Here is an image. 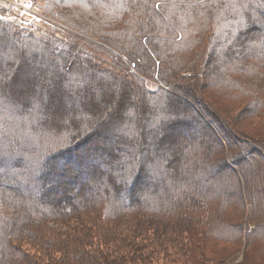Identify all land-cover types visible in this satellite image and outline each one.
I'll use <instances>...</instances> for the list:
<instances>
[{"label":"trees","instance_id":"16d2710c","mask_svg":"<svg viewBox=\"0 0 264 264\" xmlns=\"http://www.w3.org/2000/svg\"><path fill=\"white\" fill-rule=\"evenodd\" d=\"M33 1L51 23L28 28L0 1L19 62H0V264H226L245 196L255 260L242 264H264V154L201 84L235 69L264 125V0Z\"/></svg>","mask_w":264,"mask_h":264},{"label":"rangeland","instance_id":"374dc122","mask_svg":"<svg viewBox=\"0 0 264 264\" xmlns=\"http://www.w3.org/2000/svg\"><path fill=\"white\" fill-rule=\"evenodd\" d=\"M2 1V0H1ZM7 0H3L2 2H6ZM7 3V2H6ZM12 4V5H11ZM31 4V7H28V5ZM12 7L13 11L16 13V16H19L23 20H25L24 24H26V27L31 28L29 21L33 22H42L45 23V21H48L49 19H41L39 16V8L38 5H34L33 0H11L10 4H8ZM74 11L70 12L72 15L76 14L77 10H84L80 8L79 6L74 4V7H72ZM85 12H88L85 10ZM42 15V14H41ZM45 20V21H43ZM51 23V20H49ZM58 21V20H57ZM59 22V21H58ZM58 22H52L54 25H59ZM121 25H118L117 28H120ZM108 49V48H107ZM211 56H208V61L215 62L217 61L216 58L213 56L212 53H210ZM229 75L231 78H234L236 80V85L234 86L235 91L227 90L228 87L221 86L220 83H218V80L225 79V75ZM217 81H209L210 84L204 83L205 80H202L201 84H204L202 86V90H206L210 95H202V98L206 97L211 103L215 106L213 107L220 115H222V119L227 124L228 128L236 131L240 135H242V139L244 141L250 142L257 148H259L263 154H264V143L262 142H254L249 139H253V136L259 135L262 131H264V125L262 121L260 120H252L250 116L252 115H259L258 112H254V106L243 104L242 101L247 99L244 97L243 99H240L239 96L246 93H241V88L245 89L248 88L250 79L244 77L242 74H239L236 72V70H230L228 67L226 68V71H222L220 74L217 70ZM214 79V78H213ZM220 84V85H219ZM225 90H224V89ZM232 93H236L237 96L233 97ZM207 94V93H206ZM256 108V107H255ZM260 109V108H259ZM264 115V114H262ZM12 126H14L13 122H10ZM34 130H38L36 127L32 126ZM240 131V132H239ZM31 132V131H30ZM29 131H26V136ZM187 132V131H184ZM179 134L184 135L183 132H179ZM31 139H37L40 138V135L37 136L36 134L33 136H28ZM222 152L220 151L215 152V155L218 157L223 158L225 160L226 165L229 169L234 168L233 162H232V154L235 153V150H233L226 141L222 142ZM239 172V171H238ZM74 173V172H73ZM71 172V175H73ZM84 181V178L79 177L78 183H82ZM253 208L251 201L247 196L244 197V212L243 215L239 218H237L238 221H242V243L240 246V249L238 250V253L230 260V262L226 264H242L247 263L248 261H254L255 258L252 256L253 251L248 246L250 245L251 241L248 237L251 234V231L254 229V221L253 218ZM187 238V235H185V239ZM214 241V240H213ZM184 243L189 245L191 244V241L184 240ZM209 243H211L209 241ZM210 250V248H207V251ZM211 256L214 254H210ZM166 256L172 258L174 257L171 252H167ZM209 256V255H208ZM177 260L183 261L184 258H175ZM173 259V264H176V260Z\"/></svg>","mask_w":264,"mask_h":264},{"label":"snow or ice","instance_id":"6c2138e0","mask_svg":"<svg viewBox=\"0 0 264 264\" xmlns=\"http://www.w3.org/2000/svg\"><path fill=\"white\" fill-rule=\"evenodd\" d=\"M32 5L29 4L28 7H31ZM0 19H4V17H0ZM11 59L12 62L16 65V67L19 66V62H18V59L16 57V54L15 53H12V52H9V53H5L3 51V42L2 40H0V62H5L6 59ZM15 74V70L13 69V75ZM37 73H31L30 75H35ZM8 80L10 81L11 80V77H8ZM5 83V77L3 75H0V97H3L4 95V92H3V84ZM80 89H83L85 87V83L84 82H81L80 85H79ZM0 103H3L2 100H0ZM118 164H120L121 162H117Z\"/></svg>","mask_w":264,"mask_h":264},{"label":"built area","instance_id":"2783aa9c","mask_svg":"<svg viewBox=\"0 0 264 264\" xmlns=\"http://www.w3.org/2000/svg\"><path fill=\"white\" fill-rule=\"evenodd\" d=\"M1 1V0H0ZM3 1V0H2ZM6 2H11V0H7Z\"/></svg>","mask_w":264,"mask_h":264}]
</instances>
